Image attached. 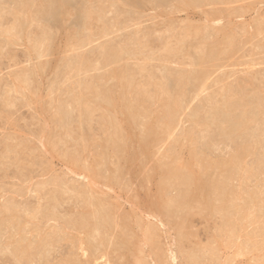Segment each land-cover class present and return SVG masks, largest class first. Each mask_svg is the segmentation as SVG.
Wrapping results in <instances>:
<instances>
[{
    "label": "rangeland",
    "instance_id": "374dc122",
    "mask_svg": "<svg viewBox=\"0 0 264 264\" xmlns=\"http://www.w3.org/2000/svg\"><path fill=\"white\" fill-rule=\"evenodd\" d=\"M182 74L201 81L179 98ZM193 154L233 156L231 230L194 208L183 234L155 208L162 172ZM190 257L264 264V0H0V264Z\"/></svg>",
    "mask_w": 264,
    "mask_h": 264
},
{
    "label": "bare ground",
    "instance_id": "6f19581e",
    "mask_svg": "<svg viewBox=\"0 0 264 264\" xmlns=\"http://www.w3.org/2000/svg\"><path fill=\"white\" fill-rule=\"evenodd\" d=\"M189 2V1H188ZM68 7V6H65ZM93 7L90 8V10ZM66 11V8H64ZM70 10V9H69ZM29 11V10H28ZM68 11V10H67ZM71 11V10H70ZM64 12V11H63ZM82 12V10H81ZM59 15V14H58ZM57 15V16H58ZM89 15V14H88ZM95 15V14H94ZM93 15V16H94ZM68 17V16H67ZM32 20V17H30ZM62 19V18H60ZM30 20V21H31ZM63 20V19H62ZM93 21V19H92ZM26 22H28V20H26ZM58 22V21H57ZM86 22V21H85ZM88 24V23H87ZM40 25V24H39ZM47 25V24H46ZM87 26V25H86ZM8 27V26H7ZM100 27V26H99ZM210 29V28H209ZM84 31V30H83ZM221 32V31H220ZM24 33V32H23ZM42 33V32H41ZM73 33V31L71 32ZM225 33V32H224ZM223 35V34H222ZM25 36V34H24ZM218 36V35H215ZM224 36V35H223ZM88 37V36H87ZM90 37V36H89ZM41 38V36H40ZM39 38V39H40ZM90 39V38H88ZM49 40V39H48ZM41 41V39H40ZM38 41V42H40ZM12 43V42H11ZM77 44V43H75ZM34 45V44H33ZM73 44H70L69 46H71ZM43 47V45H42ZM51 47V45H50ZM53 47V46H52ZM79 47V46H78ZM54 48V47H53ZM40 50V49H39ZM171 50V49H170ZM211 50V49H210ZM235 50V49H234ZM171 52V51H169ZM171 54V53H170ZM169 54V55H170ZM173 54V53H172ZM125 55V54H124ZM85 57V55H83ZM82 56V57H83ZM7 58V57H6ZM213 58V57H212ZM211 58V59H212ZM206 60V59H205ZM104 62V61H103ZM81 63V62H80ZM89 66V65H86ZM76 67V66H75ZM113 68V67H112ZM38 70V69H37ZM136 70V69H135ZM156 70V69H155ZM97 73V72H96ZM115 73V71L113 72ZM117 73V72H116ZM189 73V72H188ZM119 74V72H118ZM203 74V73H202ZM71 75V74H70ZM205 76V74H203ZM201 76V75H200ZM199 75H190V74H182L178 77L177 82L181 84V89H180V95L179 98L183 97L185 95L186 92V88L195 83V82H200L201 81V77ZM161 77V76H160ZM203 77V76H202ZM68 78V77H67ZM130 78V77H129ZM131 79V78H130ZM192 82V83H191ZM152 83V82H151ZM123 84V83H122ZM159 84V83H158ZM131 85V84H130ZM119 86V85H118ZM160 86V84H159ZM178 86V85H177ZM71 88V87H69ZM163 88H161L162 90ZM170 89V88H169ZM3 90V89H2ZM65 90V89H64ZM200 90V89H199ZM153 91V90H152ZM167 91V89L165 90ZM199 92V91H198ZM33 93V92H32ZM163 93V92H162ZM170 93V91H169ZM231 93V92H230ZM111 94V93H110ZM161 94V93H160ZM45 96V95H44ZM49 96V95H48ZM241 97V96H240ZM91 98V97H90ZM116 98V97H115ZM120 98V97H118ZM133 98V97H132ZM160 98V97H157ZM145 99V98H144ZM161 99V98H160ZM157 100V99H156ZM173 100V99H172ZM118 101V100H117ZM215 102V101H214ZM94 103V102H93ZM92 103V104H93ZM218 104V103H217ZM243 104V103H242ZM257 104V103H256ZM114 105V104H113ZM116 105V104H115ZM179 105V104H178ZM168 106V105H167ZM213 106V105H212ZM104 107V106H103ZM229 107H231V101H227L226 102V109ZM113 108V107H112ZM111 108V109H112ZM146 108V107H145ZM168 108V107H167ZM175 108V107H174ZM53 109V108H52ZM211 109V108H210ZM246 109V108H245ZM127 110L129 112L130 117L133 120H136V118L139 116L140 114V105L138 104V102H133L131 101L130 104H128V106L122 110L125 111ZM145 110V109H144ZM209 110V108H208ZM244 110V109H243ZM4 111V110H3ZM118 111V110H117ZM149 111V110H148ZM247 111V109H246ZM170 112V111H169ZM245 112V111H244ZM48 113V112H47ZM142 113V112H141ZM150 113V112H149ZM204 113V112H203ZM118 114V112H117ZM168 114V113H167ZM238 114V113H237ZM154 115V113H153ZM152 115V116H153ZM158 115V114H157ZM126 116V115H125ZM165 116V115H164ZM74 117V116H73ZM251 117V115H250ZM170 118V117H169ZM61 119V117H60ZM74 119V118H73ZM248 119L247 116H245L242 120H244V122H242V124L240 126H238L235 131L238 132H245L248 125L245 122V120ZM250 119V118H249ZM252 119V118H251ZM250 119V121H252ZM122 119L120 118V121ZM125 120V119H124ZM153 120V119H152ZM151 120V121H152ZM198 122L200 123L201 120L199 118H197ZM128 121V119H127ZM166 121V120H165ZM213 121L215 122L216 119L214 118ZM248 121V120H247ZM248 121V123L250 122ZM74 122V121H73ZM193 122V121H192ZM207 122V121H205ZM204 122V123H205ZM67 123V122H66ZM128 123V122H127ZM126 123V124H127ZM251 123V122H250ZM249 123V124H250ZM177 124V123H176ZM123 125V124H122ZM163 125V124H162ZM251 125V124H250ZM54 126V125H53ZM59 126V125H58ZM74 126V125H73ZM94 126V125H93ZM125 127V126H124ZM175 127V126H174ZM152 125H147L145 128V132L146 131H150L152 130ZM207 128V127H206ZM129 129V128H128ZM126 130V129H125ZM163 130V129H162ZM128 131V130H127ZM64 132V131H63ZM130 132V131H129ZM123 133V132H122ZM136 133V131H135ZM137 134V133H136ZM63 134H61L62 136ZM106 135V134H105ZM111 135V134H110ZM75 136V135H74ZM118 138L122 137L121 134H117ZM190 136V135H188ZM195 135H193L194 137ZM185 138V137H184ZM59 139V138H58ZM120 139V138H119ZM49 140V139H48ZM155 140V138H154ZM185 140V139H184ZM70 141V140H69ZM123 144H115L116 146L114 147L113 151L114 153L118 154L119 156L122 154H124L127 149H129V145L127 144V142L124 140V138L122 137V141ZM133 142V141H132ZM137 142V141H136ZM192 142V141H191ZM194 142V140H193ZM112 143V142H111ZM110 143V144H111ZM105 144V143H104ZM56 145V144H55ZM103 145V144H102ZM146 145V144H145ZM241 146V145H240ZM186 147V146H185ZM143 148V147H142ZM245 149V148H244ZM135 150V149H134ZM194 150V148L192 149ZM191 150V153H192ZM248 150V149H247ZM246 150V151H247ZM108 151V150H107ZM110 151V150H109ZM129 151V150H128ZM195 151V150H194ZM137 152V151H136ZM111 153V152H110ZM145 153V152H144ZM177 153V152H176ZM195 153V152H194ZM101 155V154H100ZM109 155V154H108ZM172 155V154H171ZM112 156V155H111ZM110 156V157H111ZM203 156V155H202ZM100 157V156H99ZM103 157V156H102ZM113 157V156H112ZM233 157V156H232ZM230 157L228 160L225 161H219V162H211L209 160H206L204 158H198L197 155L193 154L191 160L189 161V163L182 165V166H178L175 165L176 167L173 168H168L166 170V172H162L163 176H162V182L161 184L158 186L160 188V195L158 197V201L156 204L157 210L159 209L160 212L167 217H173V216H178L179 214H183V221H181L178 224L179 230L181 232H183L184 234V229H186L188 226V222L191 221V219L193 218V209L194 208H198L201 211L204 210H214L217 212H223L225 213V218H224V224H223V229H229L231 230V187H230V182H231V158ZM238 157V156H237ZM131 158V161H133V159H135V156L133 155ZM183 158V157H182ZM181 158V159H182ZM243 158V157H242ZM170 161H173V158H170ZM239 159V158H238ZM103 160V159H102ZM105 160V159H104ZM166 161V160H165ZM180 161V160H179ZM187 161V160H186ZM215 161V160H214ZM107 162V161H106ZM121 162V160H120ZM123 162V161H122ZM168 162V161H166ZM175 162V161H174ZM188 162V161H187ZM237 162V161H236ZM111 163V162H109ZM234 164V161L232 162ZM124 163H122L123 165ZM134 164V163H133ZM182 164V163H181ZM232 164V165H233ZM161 165V164H160ZM196 165L200 166L199 169L196 168L194 169V167ZM104 166V165H103ZM107 166V165H105ZM117 166V165H116ZM172 166V164H171ZM239 166V165H238ZM241 166V165H240ZM119 167V166H118ZM126 167V166H125ZM169 167V166H168ZM114 169V168H113ZM128 169V168H126ZM244 169V168H243ZM159 170V169H158ZM242 170V168L240 169ZM133 171V170H132ZM244 171V170H243ZM158 172V171H157ZM160 172V171H159ZM92 173V171H91ZM95 173V172H94ZM110 173V172H109ZM113 173V172H112ZM161 173V175H162ZM114 174V173H113ZM243 174V173H242ZM112 175V174H111ZM146 175V174H145ZM156 175V174H155ZM233 175V174H232ZM152 176V175H151ZM154 176V175H153ZM217 176V178H216ZM148 177V176H147ZM154 178V177H153ZM123 179V178H122ZM145 179V178H144ZM151 180V179H150ZM154 179H152L153 182ZM146 181V180H145ZM145 181L143 183H145ZM143 185H146L143 184ZM150 187V185H147ZM152 186V185H151ZM170 186H181V192L180 194L175 197H168L166 195V191H168V188ZM146 187V186H145ZM144 187V188H145ZM147 190V189H146ZM58 195V194H57ZM260 195V194H259ZM256 196V195H255ZM241 197V196H240ZM263 197V196H262ZM248 198V197H247ZM104 199V198H103ZM102 199V200H103ZM156 199V198H155ZM249 200V199H248ZM216 201H219L220 204L217 206L216 205ZM91 202V201H90ZM100 202V201H99ZM98 202V203H99ZM154 202V201H153ZM151 205H153L151 203ZM150 205V206H151ZM249 205V204H247ZM94 206V205H93ZM155 206V204L153 205ZM98 207L100 209H102L104 207V203L101 202L100 204H98ZM234 207V206H233ZM245 207V206H244ZM154 208V207H153ZM237 208V207H236ZM48 209V208H47ZM262 209V208H261ZM158 210V211H159ZM99 211V210H98ZM263 211V210H262ZM89 212V211H88ZM100 212V211H99ZM14 214V213H13ZM196 214V213H195ZM207 214V213H206ZM20 215V214H19ZM201 215V214H200ZM238 215V214H237ZM32 216V215H31ZM92 216V214H91ZM85 217V216H84ZM105 217V215H104ZM201 217V216H200ZM18 218V217H17ZM111 218V216H110ZM137 218V217H136ZM211 218V217H210ZM236 217H234L235 219ZM104 220V218H103ZM236 220V219H235ZM100 221V220H99ZM109 221V220H108ZM172 222H174L173 220H171ZM25 223V222H24ZM91 223V222H90ZM11 224V223H10ZM117 224L119 225L120 223L117 222ZM88 225V224H87ZM102 225V224H101ZM85 226V225H84ZM95 227V226H94ZM119 227V226H117ZM89 228V227H88ZM20 229V228H19ZM94 229V228H93ZM184 230V231H183ZM228 230V231H229ZM188 231V230H186ZM98 234V233H97ZM186 234V233H185ZM190 234V232H189ZM188 234V235H189ZM25 235V234H24ZM41 235V234H40ZM131 235V234H130ZM187 235V234H186ZM132 236V235H131ZM45 237V236H44ZM88 237V236H87ZM104 237V236H103ZM102 238V236H101ZM127 238V237H125ZM89 239V237H88ZM104 239V238H103ZM154 241V240H153ZM93 242V241H92ZM98 242V241H96ZM104 242V241H103ZM130 242V241H129ZM34 243V242H33ZM105 244V242H104ZM40 248V247H39ZM22 249V248H20ZM135 249V248H134ZM31 250V249H30ZM20 253V252H19ZM134 253V252H133ZM23 254V253H22ZM139 259V258H138ZM142 260V259H141ZM139 261V260H138ZM190 263L194 264L195 258L194 257H190Z\"/></svg>",
    "mask_w": 264,
    "mask_h": 264
}]
</instances>
